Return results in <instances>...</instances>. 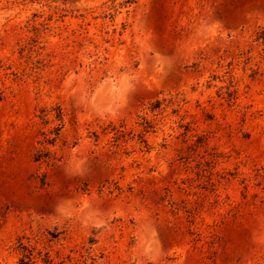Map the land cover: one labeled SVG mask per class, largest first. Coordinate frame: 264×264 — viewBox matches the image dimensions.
<instances>
[{"label":"rangeland","instance_id":"1","mask_svg":"<svg viewBox=\"0 0 264 264\" xmlns=\"http://www.w3.org/2000/svg\"><path fill=\"white\" fill-rule=\"evenodd\" d=\"M22 259L264 264V0H0V264Z\"/></svg>","mask_w":264,"mask_h":264},{"label":"trees","instance_id":"2","mask_svg":"<svg viewBox=\"0 0 264 264\" xmlns=\"http://www.w3.org/2000/svg\"><path fill=\"white\" fill-rule=\"evenodd\" d=\"M134 0H127V2H132ZM59 118V115H57ZM143 124H148L147 121H144ZM143 127L146 129L148 128V125H143ZM139 142L143 143L145 146L147 145L146 140L142 138V136H139ZM20 264H27L23 259L21 260Z\"/></svg>","mask_w":264,"mask_h":264}]
</instances>
